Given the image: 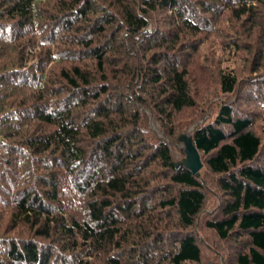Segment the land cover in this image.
<instances>
[{
  "label": "trees",
  "instance_id": "16d2710c",
  "mask_svg": "<svg viewBox=\"0 0 264 264\" xmlns=\"http://www.w3.org/2000/svg\"><path fill=\"white\" fill-rule=\"evenodd\" d=\"M144 106L173 143L211 113L199 177ZM206 233L264 264V0H0V264H203Z\"/></svg>",
  "mask_w": 264,
  "mask_h": 264
},
{
  "label": "rangeland",
  "instance_id": "374dc122",
  "mask_svg": "<svg viewBox=\"0 0 264 264\" xmlns=\"http://www.w3.org/2000/svg\"><path fill=\"white\" fill-rule=\"evenodd\" d=\"M196 60H199V62H201L202 59L201 57H197ZM202 88H207V87L204 85ZM144 111L148 114V127L150 128V130H152L156 134V136L159 139H161L163 142L168 143L172 162H178L182 160L185 155L183 150L181 149V145L178 142L175 143L168 142L160 126L153 120L146 106H144ZM210 114L211 113L209 112L207 115H205V117L196 121L192 125L193 130L195 126L201 125L209 117ZM192 126H190L183 133L188 132ZM205 212L207 213L209 211L206 210ZM206 236L207 238H209V241L207 243L205 242L207 245L205 246L206 248L204 249V254H207V257L205 258L203 264H231V255L233 254V252L238 251L240 247L233 245L231 242H226L224 244L219 243L215 241L213 237H211V233H206ZM208 254H211L212 257L211 256L209 257Z\"/></svg>",
  "mask_w": 264,
  "mask_h": 264
},
{
  "label": "water",
  "instance_id": "95a60500",
  "mask_svg": "<svg viewBox=\"0 0 264 264\" xmlns=\"http://www.w3.org/2000/svg\"><path fill=\"white\" fill-rule=\"evenodd\" d=\"M193 126L188 132L181 134L177 142L181 145V149L184 152V158L178 162H173L176 169L184 167L191 172L195 177L200 176V170L202 169V162L200 155L196 147L192 143Z\"/></svg>",
  "mask_w": 264,
  "mask_h": 264
}]
</instances>
